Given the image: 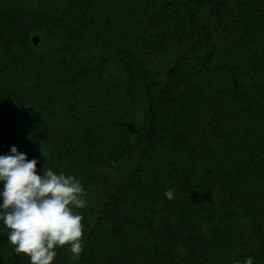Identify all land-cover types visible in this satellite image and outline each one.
Segmentation results:
<instances>
[{"label":"trees","instance_id":"16d2710c","mask_svg":"<svg viewBox=\"0 0 264 264\" xmlns=\"http://www.w3.org/2000/svg\"><path fill=\"white\" fill-rule=\"evenodd\" d=\"M12 146L86 193L51 264H264V0H0Z\"/></svg>","mask_w":264,"mask_h":264},{"label":"clouds","instance_id":"9594fccd","mask_svg":"<svg viewBox=\"0 0 264 264\" xmlns=\"http://www.w3.org/2000/svg\"><path fill=\"white\" fill-rule=\"evenodd\" d=\"M37 160L12 146L0 155V225L15 253H22L29 264H51L56 249L67 246L73 257L82 252V214L86 193L73 175L51 168L37 174ZM164 196L174 198L169 187ZM242 264H253L247 257Z\"/></svg>","mask_w":264,"mask_h":264},{"label":"water","instance_id":"95a60500","mask_svg":"<svg viewBox=\"0 0 264 264\" xmlns=\"http://www.w3.org/2000/svg\"><path fill=\"white\" fill-rule=\"evenodd\" d=\"M37 40H38V38H37V37H34V38H33V42H34V44H36V43H37Z\"/></svg>","mask_w":264,"mask_h":264}]
</instances>
